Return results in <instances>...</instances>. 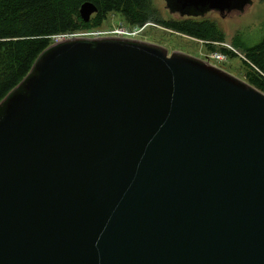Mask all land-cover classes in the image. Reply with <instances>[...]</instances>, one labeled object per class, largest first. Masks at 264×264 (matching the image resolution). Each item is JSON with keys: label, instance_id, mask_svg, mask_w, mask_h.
I'll return each mask as SVG.
<instances>
[{"label": "water", "instance_id": "water-1", "mask_svg": "<svg viewBox=\"0 0 264 264\" xmlns=\"http://www.w3.org/2000/svg\"><path fill=\"white\" fill-rule=\"evenodd\" d=\"M0 264H264V91L149 40L51 42L0 99Z\"/></svg>", "mask_w": 264, "mask_h": 264}, {"label": "trees", "instance_id": "trees-1", "mask_svg": "<svg viewBox=\"0 0 264 264\" xmlns=\"http://www.w3.org/2000/svg\"><path fill=\"white\" fill-rule=\"evenodd\" d=\"M83 1L0 0V99L29 71L37 55L52 42L53 35L97 26L110 11L119 12L128 24L155 21L204 40L210 50L220 49L228 56L237 55L232 48L214 47L212 42L223 41L224 32L208 16L170 13L163 17L151 0H90L97 10L85 21L79 13ZM238 45L242 48V66L246 68L244 79L264 91V32Z\"/></svg>", "mask_w": 264, "mask_h": 264}, {"label": "rangeland", "instance_id": "rangeland-1", "mask_svg": "<svg viewBox=\"0 0 264 264\" xmlns=\"http://www.w3.org/2000/svg\"><path fill=\"white\" fill-rule=\"evenodd\" d=\"M151 2L161 16L168 17L170 15V12L165 6V0H151ZM205 16L213 18L217 22L224 32L223 42L228 44L232 43L235 47L234 52L237 54L234 56H228L226 60L217 63L225 70L238 77L244 78L246 68L243 67L241 63L240 56H242V48L238 43L249 42L258 38L264 32V0H252V3L247 5L245 9L239 13L233 11L222 17L216 11H209ZM116 25L134 27V25L128 24L119 12L111 11L99 25L91 28L68 30L65 34L76 33L89 35L96 30L105 29V27L111 28ZM137 36L143 40L160 43L167 47L169 51L181 50L201 58H204L210 51L204 40L196 39L181 32H177L151 20L146 22L145 26L138 32ZM53 39L54 36H52V40ZM212 44H214V47L220 46V44L214 42H212ZM209 61L211 63H216V61Z\"/></svg>", "mask_w": 264, "mask_h": 264}, {"label": "built area", "instance_id": "built-area-1", "mask_svg": "<svg viewBox=\"0 0 264 264\" xmlns=\"http://www.w3.org/2000/svg\"><path fill=\"white\" fill-rule=\"evenodd\" d=\"M147 21H145L143 24H133L134 27H128V26H122V25H116L111 28L107 29H101V30H96L94 33L89 34V35H103V34H113V35H118V36H128V37H138L137 34L138 32L145 26ZM73 34H57L54 35V39L58 40L61 39L64 36H71ZM85 35V34H81ZM214 43L220 44V46L227 47L229 49L235 50L230 44L223 42V41H214ZM205 57L208 59H211L216 62H222L228 58V54L224 53L220 49H213L211 50Z\"/></svg>", "mask_w": 264, "mask_h": 264}, {"label": "crops", "instance_id": "crops-1", "mask_svg": "<svg viewBox=\"0 0 264 264\" xmlns=\"http://www.w3.org/2000/svg\"><path fill=\"white\" fill-rule=\"evenodd\" d=\"M110 12H111V11H110ZM110 12H109V13H110Z\"/></svg>", "mask_w": 264, "mask_h": 264}]
</instances>
